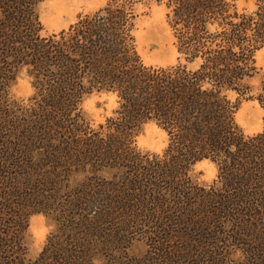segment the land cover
Here are the masks:
<instances>
[{
	"label": "trees",
	"instance_id": "obj_1",
	"mask_svg": "<svg viewBox=\"0 0 264 264\" xmlns=\"http://www.w3.org/2000/svg\"><path fill=\"white\" fill-rule=\"evenodd\" d=\"M43 1L0 0V264H125L127 237L143 229L201 251L221 230L244 264H264V77L252 97L261 131L245 136L234 120L259 71L264 0L252 12L236 0H105L41 37ZM152 4L168 10L171 67L145 66L136 51L137 8ZM22 72L35 114L22 115L10 96ZM113 92L117 109L91 129L83 100ZM147 124L167 137L161 155L136 150ZM203 161L217 168L208 189L191 176ZM35 214L57 222L64 243L48 249L49 238L25 262ZM159 246L166 260L170 248Z\"/></svg>",
	"mask_w": 264,
	"mask_h": 264
},
{
	"label": "rangeland",
	"instance_id": "obj_2",
	"mask_svg": "<svg viewBox=\"0 0 264 264\" xmlns=\"http://www.w3.org/2000/svg\"><path fill=\"white\" fill-rule=\"evenodd\" d=\"M105 3V0H46L37 4L35 11L42 27L40 36L46 37L66 31L79 17L96 12L103 8ZM251 3L254 4V9L250 8V0H236V6L240 11H254L256 0H251ZM167 14L168 10L164 4L137 8L138 17L135 22L134 37L137 54L145 66L166 68L178 63L175 40L168 25ZM255 63L259 70L258 74L246 82L250 88L251 98L241 102L234 118L245 136H252L246 135L247 133L257 134L262 129L263 111L252 97L257 95L260 82L264 77V48L255 55ZM13 88L16 92L12 91ZM33 94L30 81L22 72L10 90V96L20 108L22 115L35 114L34 109L30 110L33 104ZM107 97L108 95L94 94L82 102L81 110L93 130H98L99 126L105 124L106 119L112 117L108 115L109 111L113 113L117 109V107L111 109L108 107L110 101ZM115 103L117 104V99ZM257 128L260 129L259 132H255ZM165 138L167 140L162 130L154 124H147L140 129L135 139L136 150L142 154L161 155L166 147L162 148L159 153L154 149L164 143ZM191 176L201 188L208 189L216 181L217 168L211 162L203 161L194 166ZM11 220L13 219L10 218L4 222L8 224ZM58 225L57 222L42 214L27 218L23 233L26 249L25 262L35 261L49 238H52L53 243L48 246V249L53 248V244L64 243ZM216 228L219 229L220 226ZM144 232L145 229L140 234L127 237L122 256L125 264H244L243 259L234 256L235 244L230 239H227V243L223 240L221 230L216 236L219 239L213 240L209 237L206 242H203L205 246L209 244L203 251L194 248L193 243H189L186 238L182 245L176 246L172 237L152 236ZM157 243H161L166 249L170 248L166 260L161 259V254L157 253V249L163 250L160 246L155 247ZM173 250L176 252L173 253ZM96 264L99 263L96 262Z\"/></svg>",
	"mask_w": 264,
	"mask_h": 264
},
{
	"label": "clouds",
	"instance_id": "obj_3",
	"mask_svg": "<svg viewBox=\"0 0 264 264\" xmlns=\"http://www.w3.org/2000/svg\"><path fill=\"white\" fill-rule=\"evenodd\" d=\"M250 8H253V9H254V4L251 3V0H250ZM12 91H13V92H16V89L13 88ZM17 94H19V93H17ZM29 94H30V93H29ZM107 98H108L109 101H110V103H109V105H108V107H109L110 109H111V108H116V107H118V105L115 103V100L118 99V97L116 96V94H115L114 92H113V93H109ZM108 115H112L111 111L108 112ZM259 131H260L259 128H257V129L255 130V132H259ZM254 134H255V133L253 132V133H247L246 135H254ZM139 143H140V142L138 141V144H139ZM166 144H167V140H166V138H165L164 143L160 144V146L157 147V148H155L154 151H156L157 153H159L160 150H161L162 148L166 147ZM231 150L234 151V150H235V147L233 146ZM234 256H235V257H239L240 259H243L242 254H241V251H240L239 249H237V250L235 251ZM94 264H95V262H94Z\"/></svg>",
	"mask_w": 264,
	"mask_h": 264
}]
</instances>
